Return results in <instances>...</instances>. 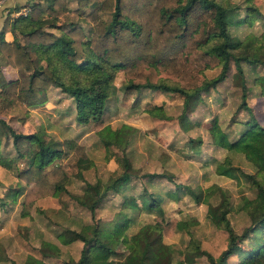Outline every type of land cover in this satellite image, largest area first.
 <instances>
[{"label":"trees","instance_id":"trees-1","mask_svg":"<svg viewBox=\"0 0 264 264\" xmlns=\"http://www.w3.org/2000/svg\"><path fill=\"white\" fill-rule=\"evenodd\" d=\"M88 5L93 8L84 14V19L93 25L85 31L77 18ZM237 9L238 6L228 0H77L74 9L66 6V0H48L47 12L63 19L57 25L59 34L45 29L43 17L31 12L18 14L10 23L2 25L0 56L16 70L17 78L7 80L0 71V128L6 131L18 158L26 160L18 174L28 183L22 195L20 214L31 213L36 200L66 191L63 181L69 166L59 162L63 157L74 153L78 171L92 163L82 144L71 139H63L60 147L50 144L46 134L15 131L1 115L16 107L26 109L43 104L47 100L48 85L53 83L74 100L78 122H94L98 127L103 121L107 99L113 93L111 81L116 72L122 71L124 100L140 88L170 91L182 97L178 118L182 124H188V115L200 93L221 81L230 62L241 76L245 63L264 66V32H250L243 38H236L229 31L231 24L251 23L258 17L253 16L256 13L252 6H244L242 16L238 15ZM102 11L109 12L110 17H98L97 12ZM8 32L12 33L11 39L5 37ZM217 65L219 70L215 76H204L205 69ZM260 93L264 98V88ZM155 107L148 108V112L152 113ZM240 108L246 109L248 116L236 138L227 139L216 118L211 119L208 129L215 137V143L226 150L240 152L254 165L252 172L244 173L230 165L225 156L214 167V174L235 179L240 176L254 188L255 194L248 198L242 196L237 205L249 223L239 232L233 229L226 215L230 211L229 198L215 184L205 188L204 194L193 192L195 201L201 199L206 203L205 218L209 224L225 231L226 243L213 259L207 251L199 248L193 231L188 229V244L176 264H191L197 255H204L207 264H227L232 255L239 256L237 264H264V125L256 121L244 101ZM125 131L126 128L122 133L117 130V142L122 143ZM134 170L125 152L123 164L116 174H110L105 182L87 183L81 194L73 195L74 199L85 204L94 215L107 194L126 190ZM145 176L171 180L165 172L146 173ZM214 190L223 193L224 203L220 208L207 201ZM150 194L144 191L138 196H130L122 201V206L162 211L159 201ZM119 214L124 215V212L119 211ZM177 222L176 218L156 217L145 232L130 236L131 247L126 253L115 250L113 239L107 237L110 232L94 223L85 225L79 232L68 230L72 235H68L66 241L81 239L83 246L79 259L68 260L67 264H94L98 261L170 264L173 247L163 242V236L172 235ZM86 230H91L93 235H87ZM64 235L65 231L58 233L59 238ZM250 240L253 242L248 245L249 249L244 250L241 242ZM150 250L153 256L148 255Z\"/></svg>","mask_w":264,"mask_h":264},{"label":"rangeland","instance_id":"rangeland-1","mask_svg":"<svg viewBox=\"0 0 264 264\" xmlns=\"http://www.w3.org/2000/svg\"><path fill=\"white\" fill-rule=\"evenodd\" d=\"M228 1L238 6V15L242 16L244 6L249 5L256 13L253 16H258L251 23L231 24L229 31L234 37L243 38L250 32H264V0ZM47 4L48 0L31 1L26 4L25 13L31 12L34 16L43 17V27L59 34L57 25L63 19L50 15ZM66 6L74 9L77 7V0H66ZM92 8L90 5L86 6L85 11L77 18L85 31H89V27L93 25V22L84 19V14ZM97 15L100 18L110 17V13L106 11L97 12ZM7 16L8 24L15 16L10 13ZM7 66L11 67L0 56V71L5 78L9 76L10 69H14ZM243 69L241 76L230 62L221 81L200 93L194 109L188 115L189 123L185 125L178 118L182 110V97L178 94L140 88L124 100L122 95L125 79L122 71L116 72L111 81L113 93L107 99L103 121L98 127H95L94 122H78L74 100L53 83L48 85L47 100L43 104L26 109L16 107L1 115L15 131L46 134L50 144L60 147L63 139L82 144L92 164L78 171L74 153L59 160L69 166L67 177L63 181L66 191L51 195L50 199L43 197L36 200V206L29 213L31 218L24 217L28 223L20 225L19 221L23 218V215L22 218L19 217L21 200L28 183L19 178L18 174L26 160L24 157L18 158L6 131L0 128V264H67L68 260L76 261L83 241H66L68 235H72L68 230L79 232L85 225L93 223L105 229V232H110L111 235L107 237L113 239L115 250L126 253L129 245L131 247V234L145 232L156 217L176 218L178 221L173 234L163 236V242L173 247L170 264H176L182 259L183 249L189 240L188 229L193 231L199 248L216 259L226 243L225 231L209 224L205 218L206 203L201 199L195 201L192 193L201 191L204 194L205 188L215 184L229 198L230 211L226 215L233 229L239 232L249 223L246 214L237 205L242 196L248 198L255 194L254 188L240 176L235 179L214 174V167L225 156L230 165L244 173L252 172L254 165L246 161L240 152L226 150L215 143V137L208 129L211 119L216 118L227 139L236 138L248 116V111L240 108L242 101L250 106L256 121L264 125V98L260 93L264 88V66L245 63ZM218 70L217 65L205 69L203 73L210 78ZM14 71L16 72L15 69ZM16 78L17 74L10 80ZM153 105L156 107L149 113L148 108ZM100 128L102 130L99 132ZM125 128V138H122V143L117 142L115 133L117 130L122 133ZM125 152L135 167L134 176L127 183L125 191L106 195V199L112 198L113 210L109 207L102 208L100 215L97 209L92 215L88 207L74 199L73 195L81 194L87 183L105 182L110 174H116L123 164ZM51 165L52 163L49 164ZM163 172L171 180L166 177L145 176L146 173ZM221 190H214L207 200L217 208L224 203ZM144 191L146 194L151 193L159 201L162 211L158 208H139L134 211L132 207L122 206L124 199L138 196ZM112 193L117 194L116 197L111 196ZM183 195L186 200L180 202L179 206L177 200ZM119 211L124 212V215L120 216ZM62 231L66 233L63 236L65 241L58 237V233ZM86 234L93 235L91 230H86ZM252 242L253 240L244 241L240 246L247 250ZM148 255L153 256L152 250ZM238 262L239 256L232 255L227 264ZM94 264L109 263L98 261ZM191 264H207V261L204 255H197Z\"/></svg>","mask_w":264,"mask_h":264},{"label":"crops","instance_id":"crops-1","mask_svg":"<svg viewBox=\"0 0 264 264\" xmlns=\"http://www.w3.org/2000/svg\"><path fill=\"white\" fill-rule=\"evenodd\" d=\"M31 1H34V0H4L3 1V3H2V6L0 7V29H1V26L2 25H4V24H7L6 22V19H7V13H9V11L12 9V7H14V6H23V5H26L27 3L29 4ZM5 37H6V39H11L12 38V35H11V33L10 32H8V33H6V35H5ZM9 66H7V68H8ZM9 68H11V67H9ZM9 73V76H6V78H7V80H10V79H12V78H14L15 77V74H16V72L14 71V69L12 70V68L10 69V72H8ZM117 195V194H116ZM116 195L115 194H111V196H114V197H116ZM110 196V195H109ZM47 199H50V197H46ZM46 198H44V199H46ZM112 198H109V199H106V201H104V202H102V204L97 208V209H99V211H100V215L102 214L101 212V210H102V208H106V207H109L111 210H113V208L111 207V203H112V200H111ZM185 200H186V196L185 195H183L182 197L181 196H179V198H178V200H177V203L179 204V206H181V203H183V202H185ZM181 202V203H180ZM96 209V210H97ZM95 210V211H96ZM134 211H136V210H139V209H133ZM97 212V211H96ZM23 215V214H22ZM21 214L19 215V217H21L22 216ZM25 216H28V218H31V215L30 214H24L21 218H22V220L21 221H19V223H20V225H22V224H27L28 222L24 219V217ZM134 220V219H133ZM134 222V221H133ZM86 224V223H85ZM136 234V233H135ZM39 235H42V234H40L39 233ZM132 235V234H131ZM83 243V242H82ZM81 246H80V248L82 247V244H80ZM129 245V244H128ZM129 248H130V245H129Z\"/></svg>","mask_w":264,"mask_h":264},{"label":"built area","instance_id":"built-area-1","mask_svg":"<svg viewBox=\"0 0 264 264\" xmlns=\"http://www.w3.org/2000/svg\"><path fill=\"white\" fill-rule=\"evenodd\" d=\"M4 0H2L0 2V7L2 6V3H3ZM27 6L26 5H23V6H20L19 8H17V10H14V9H11L9 11V13L13 16H17L18 14H21V13H25L27 11Z\"/></svg>","mask_w":264,"mask_h":264}]
</instances>
